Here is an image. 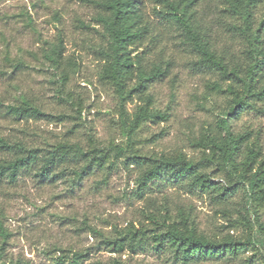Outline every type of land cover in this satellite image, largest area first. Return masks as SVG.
Masks as SVG:
<instances>
[{"label": "rangeland", "instance_id": "1", "mask_svg": "<svg viewBox=\"0 0 264 264\" xmlns=\"http://www.w3.org/2000/svg\"><path fill=\"white\" fill-rule=\"evenodd\" d=\"M139 2L150 31L143 43L133 48L132 55L161 63L166 74L147 82L145 90L132 91L124 104L131 120L148 95L154 114L136 132L133 147L143 156L181 151L198 159L195 139L206 128L216 130L231 101L212 84H220L223 90L227 82L192 65L195 53L177 26L154 15V0ZM95 13L94 5L84 0H0V137L39 148L76 143L84 151L94 143L105 157L101 169L81 180L69 171L52 184L30 175L15 181L0 176V261L5 264H70L74 252L86 254L80 264L107 263L112 258L124 264H181L169 254L151 249L118 255L92 248L95 240L87 227L112 237L114 229L141 221L139 211L144 206L136 195L139 170L125 161L129 141L118 98L99 77L103 65L99 50L107 43L94 21ZM218 33L230 41V35ZM58 39L62 40L63 52L61 65L55 69L44 59L43 51ZM232 47L243 63L241 41L234 39ZM135 84V79L129 83L130 87ZM23 98L50 116L21 119L10 115L7 107L19 105ZM230 129L236 134L246 133L264 150V99L255 100L253 108L231 119ZM120 149L126 151L121 153ZM213 181L225 185L223 179ZM146 197L154 198L157 204L166 200L172 210L174 206L184 207L208 236L229 234L244 239L248 230L242 215L251 224L256 219L264 221V209L246 206L241 190L232 196L226 211L207 195L188 192L170 182H157ZM60 250L68 257L62 262L58 261ZM192 264L263 261L256 252L247 251L236 258Z\"/></svg>", "mask_w": 264, "mask_h": 264}, {"label": "trees", "instance_id": "2", "mask_svg": "<svg viewBox=\"0 0 264 264\" xmlns=\"http://www.w3.org/2000/svg\"><path fill=\"white\" fill-rule=\"evenodd\" d=\"M84 1L96 8L94 21L101 28L107 43L99 50L103 64L99 77L112 87L118 98L119 115L124 121L123 129L129 141V155L125 156V161L139 170L136 195L144 201L139 211L142 220L129 223L123 229H114L112 237L87 227L95 240L92 248L118 255L124 252L141 254L151 249L165 252L181 264L226 256L236 258L253 251L259 254L264 264V221L256 219L251 224L242 215L248 230L244 239L229 234L224 237L208 236L199 230L184 207L174 206L172 210L166 200L157 204L152 197L144 198L157 182L163 181L188 192L205 194L224 211L238 190L242 191L246 206L264 209V150L250 141L246 133L236 134L230 129L231 119L237 118L247 108H253L255 100L264 99V0H154V15L177 26L195 53L192 65L214 72L227 82L223 90L220 84H212L217 90L227 93L231 101L216 130L206 128L195 139L194 145L200 150L198 159L181 151L143 156L134 149L136 132L145 120L154 117L150 110L151 100L150 96H145L131 120L124 104L132 91L145 90L146 83L164 77L166 69L161 63L147 62L141 55H132L133 48L141 45L150 31L139 0ZM218 31L230 35V41L221 39ZM234 39L240 40L243 45L240 51L243 63L233 52ZM62 52V40L58 39L56 44L44 49L43 57L52 68L57 69L61 65ZM72 62V66L76 67L77 64ZM62 76L65 79L66 72ZM134 79L136 84L130 87L129 83ZM7 112L21 119L50 116L25 98L19 105L7 107ZM0 150L3 154L0 176L10 181L30 175L52 184L64 171L81 180L92 171L101 169L105 158L94 143L84 151L76 143L39 148L0 137ZM125 151L120 149L121 153ZM213 178L223 179L225 185L214 182ZM245 213L248 215V209ZM60 252L62 255L58 261L68 259L65 251ZM85 256L84 253L74 252L70 264H80ZM0 264L5 263L0 261ZM92 264L124 263L119 258H112L107 263Z\"/></svg>", "mask_w": 264, "mask_h": 264}]
</instances>
